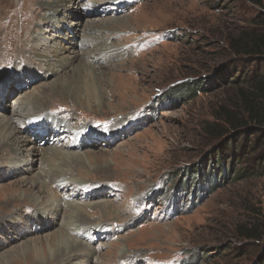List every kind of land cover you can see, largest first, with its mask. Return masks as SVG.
<instances>
[{"label": "rangeland", "instance_id": "1", "mask_svg": "<svg viewBox=\"0 0 264 264\" xmlns=\"http://www.w3.org/2000/svg\"><path fill=\"white\" fill-rule=\"evenodd\" d=\"M56 1L0 0V35L1 30L6 29L17 38L9 56L4 54L0 44V91L4 95L11 93L0 102L5 110L0 117L26 120L33 110V95L46 89L44 84L58 78H72L74 70L82 64L91 67L89 69L93 73L97 69L96 79L101 76L100 85L108 89L111 97L110 107L89 110L72 97L58 94L52 99L49 96L51 93L47 92L49 98L44 103L45 112L39 116L40 121L34 120L29 126L46 120L67 122L70 127L57 135L68 136L62 138V143L69 142V138L71 142L72 139L77 141L76 131L84 128L90 135L102 132L100 136L105 141L117 139L113 145L101 146L103 140L94 136L97 140L79 142L81 146L72 151L77 155L88 151L109 155V169L91 172L94 171L101 180L108 174V180L112 181L100 182L99 187L110 191V196L99 193L93 200L81 196L79 201L72 199V202L80 206L84 201L92 205L106 200L120 208L118 212L108 214L92 208L94 211L90 214L95 215L93 223L104 222L106 226L112 223V229L107 228L111 232L103 236L102 233L94 234L89 228L85 234L81 233L74 239L92 250L65 258L57 264H263L264 176H255L256 167L264 161L263 155L252 147L239 153H229V159L226 154L221 158L220 152H224L222 139L208 137L203 130L206 124L213 123L220 107L236 101L237 90L223 84L226 80L224 75L233 59L226 40L238 36L241 31L250 30L252 21L262 10L249 0H124V4L122 0L120 5L123 10L111 14L108 8H104L105 5L101 11L97 3L99 8L94 13L95 17L89 9L80 11V18L68 19L67 22L62 17L58 18V21L64 22L60 25L66 29H77L73 23L84 21L87 26L85 34L77 32L76 38L71 35L65 41L62 36L67 32L72 34V30L60 35L44 24L40 26L44 27L51 39L45 42L37 38V23H42L38 18L39 7L47 8L42 5H53ZM91 1L82 2L89 7ZM113 19L119 20L115 22ZM88 37L96 38L95 42L97 40L103 48L118 44L122 49L121 55L116 61L97 66V59L93 62L92 57L86 56L85 49L75 46ZM18 45L19 52L13 54ZM93 45L86 49L92 51ZM71 47L75 48L62 52V48ZM55 48L60 58H67L66 68L52 74L49 81L36 79L35 76L39 77V74L45 75L40 70L42 66L36 53L46 50V55L50 51L55 54ZM18 54L20 57H17ZM94 54L99 56L100 52ZM104 57L102 55L98 59L103 60ZM187 87L191 88L190 92L185 89ZM20 94L29 95L27 99L30 98L24 103V112L14 104ZM51 105L57 109H50ZM62 109L70 111V118L65 113L57 112ZM81 112L87 115L81 117ZM23 127L26 131L22 136H32L33 142L34 137L39 140L48 135L42 129L37 130L35 125ZM12 130L9 128L6 133L8 137ZM115 131L122 136H113ZM57 136L50 137L49 142H38L40 148L53 151L56 148L54 144L59 141ZM13 137L15 140L21 138L16 131ZM91 142L97 145L92 148ZM17 145L27 146L23 143ZM7 148L12 151L17 146L14 144ZM4 152L7 151H1ZM18 153L17 159L27 156L26 151ZM41 154L37 156L40 163L36 164L32 173L24 170L25 173L16 175L7 165L14 168L23 165L13 163L14 157L8 160L10 157L6 153L7 160H1L3 156L0 154V187L19 180L26 181L25 185H19L17 193L27 198L25 194L32 189V180L38 177L44 180L41 163L44 157ZM101 159L98 157L97 162L100 163ZM238 170L244 177L235 179ZM74 177L78 179L81 175ZM46 182L52 184L50 179ZM47 192L49 197L54 195L55 203L45 196L39 205L31 206L23 204V201H13L16 192L0 191V225L4 222V230H0V257L13 253L23 242L32 245L45 242L60 230L62 220L53 216L52 207L55 208L62 199L68 201L72 190L59 188L55 191L50 185ZM59 192L62 193L60 197ZM40 207L47 210L52 208L44 212V217L51 219L47 220L49 225L41 230L35 225L31 227L33 230H24L22 222H19L20 217H24L21 216L22 212L38 213L42 211ZM62 212L71 213L70 209ZM11 216L17 219L18 224L14 225L8 220ZM119 217L122 219L119 220ZM114 226L116 230H113ZM254 228L257 238L248 237L246 234ZM13 230L22 233L16 234ZM126 252L138 253L134 255L132 263L121 258ZM34 260L35 257H26L12 264H32ZM0 264H7V260L4 263L0 261Z\"/></svg>", "mask_w": 264, "mask_h": 264}, {"label": "bare ground", "instance_id": "2", "mask_svg": "<svg viewBox=\"0 0 264 264\" xmlns=\"http://www.w3.org/2000/svg\"><path fill=\"white\" fill-rule=\"evenodd\" d=\"M66 1L67 0H57L56 3H54L53 5H45V4L42 5V6H46L47 8L39 7L38 18L40 17V22L42 21V23H37L38 32H39L37 35V38H39L40 40H43L45 42L49 41L50 37H48L46 35L47 32L44 31V27L40 26V25L44 26V24H45V26H48L46 28H51L52 31L55 30L54 32H58L57 34H60V35H62L65 31L67 32V30H72V34H69L67 32L65 35L62 36L63 37L62 39L65 41H68L71 38L70 37L71 35L76 38V36H78L77 32H81L82 35L85 34V30L87 29V26L84 24V21L82 22L81 20H79L78 22L73 23V26H76L77 29H72V28L66 29L65 27L60 25L61 23H64L63 21L62 22L58 21V18H60V17L64 18L65 22H67L68 19L70 20V19L75 18V17L80 18L81 15H78V13L80 11H88L89 9H90V12L93 13V17H95V15H94L95 11L98 10L99 6L101 7L100 10L102 11V7L104 5H105L104 8H108L107 11L111 12V14L119 13L121 10H123L122 6L120 5V4H122L121 3L122 0H98L99 2L92 0L91 2L88 3L91 5L89 7L87 4H84L82 2L83 0H71L70 1L71 3L64 5L63 2H66ZM97 3H99L100 5L98 6ZM124 3L125 2L123 0V4ZM107 11H105V12H107ZM118 20L115 21V19H113V21H115V22H117ZM53 22L56 23V25L52 26L51 24H53ZM14 28H16V27H14ZM12 34L13 33H11L10 31H8L6 29L1 30L0 44L2 45V47L4 49L3 50L4 54H6L8 56H9L8 53L12 52L13 43L17 40L16 36H12ZM95 39H94V37H88L87 40L84 39L81 43L76 44L75 46H78L82 49H85L87 51L86 56L92 57L93 62H94V60L97 59L95 61V64H97V66L101 67V66L105 65V62L108 63L111 61H116V59L118 58V55L120 54V50H122L121 46H118V44L117 45L116 44H114V45L109 44V46L105 47L106 48L105 49V48H103V46L101 44L97 43L98 42L97 40L95 42ZM91 45H93L92 51L100 52L99 56L95 55L96 53L94 54V52H92L91 50L86 49L87 46H91ZM74 48L75 47H71V48H67V49L62 48V50H63L62 52H70ZM19 50H20V45L15 47V49L13 50V54L19 52ZM57 51L58 50H56V48H55V51H53V53H55V54H52L50 51L49 55H46V53H45L46 50L43 53H38V54L36 53L35 56L37 57L38 60H40L41 66H42V67H40V70L42 69L41 70L42 73L45 74V75H40L38 73L39 77L35 76L36 79L41 78V81H49L50 78L53 76L52 74H55V73L59 72L60 70H63L66 68V66L68 64L67 58H65V57L60 58ZM102 55L105 56L103 58V60H102V58L98 59ZM8 56H6V57H8ZM17 57H20V55L18 54ZM88 64L91 65L90 63H87V65ZM68 66H70V65H68ZM89 68H91V67H87V66L85 67L82 64L79 68L74 70L72 78L66 77L64 80H62L60 78L55 79L50 84H44V85H46V89L44 88V90L41 89L42 86H40L39 88L41 89V91L39 92V94L33 95V100L31 103L33 110L30 112V114L27 115V116H29V118H27L26 120L19 121L13 117H5V116L0 117V154H2V156H3L1 158V160H7L5 157V153H6L8 155V157H10L8 160H12V157H14L13 163H16V165H18V164L23 165V167H21V168H14V166H11L8 164L7 166H10L12 174L16 175V174L23 172L24 170L26 173H32L36 167V164L40 163V159L37 158L39 153L40 154L42 153L41 155L44 157V159L41 162L43 164V167H44V172L42 173L44 180L41 181L39 179V177L38 178L34 177L35 180H32V183H33V185L31 186L32 189L28 190L25 194V196L27 198L22 197V195L20 193H17L19 185H25L26 181H20L19 180V181L13 182V183L8 184V185H4V186L2 185L0 187V191H3L5 193L16 192L17 194L14 193V194H16V196L13 198V201H21V202L23 201L24 202V203L22 202L23 204H29L31 206H36V205L40 204V200L44 199L45 196H47V199L51 202L54 200V198H55V197L53 198L54 195H52V197L48 196L47 189L50 187V185H53V187L55 188V191L59 190V188H64L65 190H70V189L72 190V192L69 193L70 197H68V201L65 202V201H63V199L61 201L57 200L58 202L56 201L57 204H56L55 208L50 205L53 208V210H52V208L48 209V210L53 211L51 213L58 220H60V219L62 220L61 221V227L59 228L60 230L57 233H54L53 235H51V237H49L45 242L40 241L39 242L40 244L36 243L35 245H32L30 243H24L23 242L22 246L18 247V249H15V251L13 253L1 256L0 261L2 263H4L7 260V264H12L15 261H19V260L21 261V259L26 258V257L27 258L28 257H35V260H34V262H32V264H57L65 258L67 259L69 257H73V256L75 257L77 254L82 255L85 253L84 251H87L89 253L90 250H92V249L89 250V247L86 245L84 246L82 244V242L74 239L75 237L81 236V233H84L86 230H89V228L93 230L94 234L102 233L103 236H105L107 232H111V231H108L109 229H107V228H111L110 225L112 224L111 222H113V220L107 221V222L111 223L109 226H106V224H104V222L93 223L92 218L95 215L90 214V212L94 211L93 210L94 208L97 210H102V211L106 212L107 214L109 212H113V211L118 212L120 210V208H118V206H116L115 203L113 204L112 201H106L105 200L103 202H98V203H95L92 205H90V204L88 205L87 203H90V202L84 203L85 202L84 201V202H82L83 205L78 206V205H74V203L72 202V199H74V200L78 199V201H79V198L81 196L85 197L86 200L90 201V200H93V198L95 196H97V194H99V193L104 195V196H110V194H111L110 191L99 188L100 184H101L100 182H104V183L105 182H112V181L108 180L109 179V178H107L108 174L106 175V177H104L103 180H101V178H99L96 175V173H94V171H96V170L109 169V161H108L109 155H102L99 152L96 153L93 151L84 152L82 155H77L76 153L72 152L74 149L78 148V146H81L78 144L79 142L85 143L86 140L89 141V139H92V141H93V140H97L98 138H100V140H103V138H101L102 136H100V134H102V132L99 131L100 134H95V135L91 134L90 135V134H87V131H88L87 128H84L83 130L76 131L77 141H74V139H72V142H71V140L69 138L67 140L69 142H63L62 143L61 142L63 140L62 138L65 139L66 135H62L60 137H58L57 135L63 134L64 131L67 130L70 126L68 124H66L67 122L59 121V123H58V122L46 120V122L45 121L41 122V123L39 122V124H37V125L34 123V125L37 127L36 128L37 130L42 129V130H44V132L48 133L47 137L45 136L46 138L41 137L38 140L36 137H34V142H33L32 136H30V137L29 136L28 137L22 136L23 132L26 131V130H24L23 126H27L28 128H31L34 125L29 126L30 122H32L34 120L40 121L39 116L43 112H45V106H44V103L46 102L45 100L47 98H49V97H47V92H48V94L51 93L49 96H51L52 99H54V97H57L58 94H60L62 97H67V96L72 97L77 102L78 101L81 102V104H83L89 110H94L95 108L101 109L102 106L110 107L109 106L110 105L109 100L111 97L108 95V89L103 87L102 85H100V79L99 78L101 76L98 79H96V77H98V74H96L97 69H95V73H93L90 71L91 69H89ZM97 68L99 69V67H97ZM75 80H76V83H75ZM9 96H11V93H7L6 95H4V93L2 91H0V102L5 100ZM28 96L29 95L26 96V95L20 94L18 101H16L14 103L18 106L17 108L19 110H21V112L25 111L24 109L22 110V108L24 106L25 101L30 99V98L27 99ZM82 97H84V98L82 99ZM80 100H82V101H80ZM59 105L60 104H57L56 106H59ZM56 106L51 105L50 109L51 108L57 109ZM3 112H5L4 106H3V103H0V113H3ZM57 112L65 113L70 118V111L68 109H62L61 111H57ZM86 115L87 114L83 112L81 117H85ZM36 117H38V118H36ZM118 125H120V123H118ZM9 128H12L13 130L11 131L12 132L11 134H8L9 135V137H8L6 135V133L8 132ZM15 131L19 133L21 138H17L16 140L14 139L13 133ZM114 134L118 136L117 138H120L119 136H122V135H119L118 131L113 132V136H114ZM56 136L58 137L59 141L58 142L56 141V143L54 144V145H56V148L53 151H51V149H49V148H48L49 150H47V151H46V149L40 148L41 146H39L38 142H40V141L42 142V140H44V142L48 140L47 142H49L50 137H56ZM84 136H86V137L82 139L81 137H84ZM94 136H96L97 139H94L93 138ZM66 138H68V136ZM116 141H117V139L112 140V138H110L107 141L103 140V143L101 146L113 145ZM111 142H113V143H111ZM17 143L18 144L23 143V144H26L27 146H24V145L19 146V145H17ZM14 144H16V146H17L16 149H12V151H11V149L7 148V146H12ZM96 145L97 144H93L91 142L92 148H94V146H96ZM1 151H7V152L1 153ZM20 151H26L27 156L25 157L22 155L23 158L17 159L18 156L20 155V153H18V152H20ZM98 157L103 158V160L101 159L100 163L97 162ZM20 160H22L21 163H20ZM57 162H59V163L56 164ZM81 163L84 165H82ZM3 164H5V162ZM91 170H94V171L91 172ZM4 172H5V170H3V173ZM25 172H23V173H25ZM0 174H1V171H0ZM77 174H79V176L81 175V177L78 178L79 180L74 177V175H77ZM47 179L52 180V184H48V182H46ZM82 179H83V181H81ZM42 182L44 184H42ZM117 183H119V182H117ZM58 195L60 197V196H62V193L59 192ZM9 196H11V195H9ZM118 199H119V197H117V200ZM10 200H12V199L10 198ZM10 200H8V201H10ZM8 201H7V203H8ZM46 206H48V204ZM44 208L45 209L41 208L42 211L38 212V213H36L35 211L34 212L28 211L27 213L22 212L21 216H24V217H20L19 222H22L21 226H24L23 227L24 230L32 229L31 228L32 225H35L37 228L40 227V230L43 228L45 229L46 226L49 225L47 220H51V219L49 216H47L48 217L47 219L44 217V212L48 211L46 207H44ZM58 208H61L63 211L70 209L71 213L70 214L66 213V212L63 213L62 210L61 209L58 210ZM58 211L61 212V214H63V215L66 214V215L61 216L60 213H58ZM106 213H105V215H106ZM13 218H15V217L11 216L10 219H8V220L10 222H12L13 224L15 223L14 225L18 224V222H16L17 219L14 220ZM118 219L120 220V219H122V217H119ZM42 223H48V224L42 225ZM3 225H4V222H2V224L0 225V230H2V229L4 230ZM115 228H116V226H114L113 230H116ZM13 232L16 234L22 233V232L17 231V230H13ZM107 234H109V233H107ZM72 236H74V237L72 238ZM112 245H114V244H112ZM134 255L137 256L138 253L137 254H131L130 252L129 253L126 252V253L122 254L123 257H121V258H123L125 260L128 259L129 260L128 262L132 263L134 261ZM85 257H87V256H85Z\"/></svg>", "mask_w": 264, "mask_h": 264}, {"label": "trees", "instance_id": "3", "mask_svg": "<svg viewBox=\"0 0 264 264\" xmlns=\"http://www.w3.org/2000/svg\"><path fill=\"white\" fill-rule=\"evenodd\" d=\"M249 1L262 12L252 21L250 30L241 31L238 36L226 40L233 59L223 84L237 90L236 101L220 107L213 123L203 127L208 137L222 139L224 152L221 151L220 155L221 158L228 155L227 159L231 158L229 153H239L252 147L261 151L264 159V0ZM229 74L232 75L229 77ZM185 89L191 91L189 87ZM240 176L242 172L238 170L235 179ZM255 176H264V161L256 167ZM250 231L245 234L257 238V230Z\"/></svg>", "mask_w": 264, "mask_h": 264}]
</instances>
